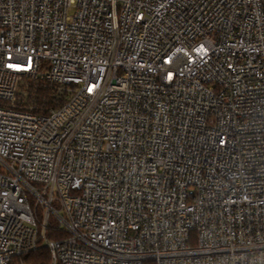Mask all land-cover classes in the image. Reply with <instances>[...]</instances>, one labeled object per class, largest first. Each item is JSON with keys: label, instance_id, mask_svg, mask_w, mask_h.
I'll return each instance as SVG.
<instances>
[{"label": "built area", "instance_id": "1", "mask_svg": "<svg viewBox=\"0 0 264 264\" xmlns=\"http://www.w3.org/2000/svg\"><path fill=\"white\" fill-rule=\"evenodd\" d=\"M0 162V264H264V0H0Z\"/></svg>", "mask_w": 264, "mask_h": 264}, {"label": "trees", "instance_id": "2", "mask_svg": "<svg viewBox=\"0 0 264 264\" xmlns=\"http://www.w3.org/2000/svg\"><path fill=\"white\" fill-rule=\"evenodd\" d=\"M32 85H33V83H32ZM40 92L41 93H48L49 89H48V87H44V85H43L40 87ZM55 221L56 220L54 219L53 222H55ZM66 234H67V232L64 229L55 230V229H52L51 226H49V228H47V236L49 238L59 239V238L66 236ZM50 260H51V251H50L49 247L41 245L36 250L28 252L22 256L16 257L15 259H13L11 264H21L22 261H26V262L33 263V264H49ZM146 264H155V262L149 261Z\"/></svg>", "mask_w": 264, "mask_h": 264}, {"label": "rangeland", "instance_id": "3", "mask_svg": "<svg viewBox=\"0 0 264 264\" xmlns=\"http://www.w3.org/2000/svg\"><path fill=\"white\" fill-rule=\"evenodd\" d=\"M0 164H1V162H0ZM20 263H21V262H20ZM25 264H33V263H29V262H26V261H25Z\"/></svg>", "mask_w": 264, "mask_h": 264}]
</instances>
